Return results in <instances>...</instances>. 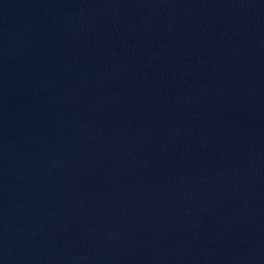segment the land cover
<instances>
[{"label": "water", "instance_id": "95a60500", "mask_svg": "<svg viewBox=\"0 0 264 264\" xmlns=\"http://www.w3.org/2000/svg\"><path fill=\"white\" fill-rule=\"evenodd\" d=\"M0 264H264V0H0Z\"/></svg>", "mask_w": 264, "mask_h": 264}]
</instances>
